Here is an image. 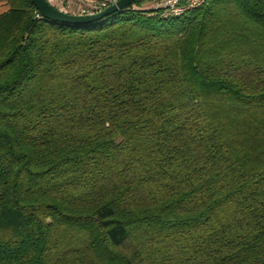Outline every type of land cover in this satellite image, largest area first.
I'll use <instances>...</instances> for the list:
<instances>
[{"label": "trees", "instance_id": "1", "mask_svg": "<svg viewBox=\"0 0 264 264\" xmlns=\"http://www.w3.org/2000/svg\"><path fill=\"white\" fill-rule=\"evenodd\" d=\"M5 1L0 264H264V0Z\"/></svg>", "mask_w": 264, "mask_h": 264}, {"label": "built area", "instance_id": "2", "mask_svg": "<svg viewBox=\"0 0 264 264\" xmlns=\"http://www.w3.org/2000/svg\"><path fill=\"white\" fill-rule=\"evenodd\" d=\"M57 9L75 15H93L118 0H46ZM205 0H158L155 9H161L164 16L180 14L189 8L200 6ZM57 4V5H55ZM40 14L38 13L37 16ZM41 16V15H40Z\"/></svg>", "mask_w": 264, "mask_h": 264}, {"label": "water", "instance_id": "3", "mask_svg": "<svg viewBox=\"0 0 264 264\" xmlns=\"http://www.w3.org/2000/svg\"><path fill=\"white\" fill-rule=\"evenodd\" d=\"M41 17L67 24L84 25L100 20L101 18L111 15L115 12H120L130 5H133L136 0H118L116 3L106 7L104 10L93 15H75L63 12L56 7L48 4L46 0H31Z\"/></svg>", "mask_w": 264, "mask_h": 264}, {"label": "rangeland", "instance_id": "4", "mask_svg": "<svg viewBox=\"0 0 264 264\" xmlns=\"http://www.w3.org/2000/svg\"><path fill=\"white\" fill-rule=\"evenodd\" d=\"M57 5V4H55ZM133 7L135 9H145V10H149V9H153L154 7V2H147V3H144V4H141V5H137V4H133Z\"/></svg>", "mask_w": 264, "mask_h": 264}, {"label": "crops", "instance_id": "5", "mask_svg": "<svg viewBox=\"0 0 264 264\" xmlns=\"http://www.w3.org/2000/svg\"><path fill=\"white\" fill-rule=\"evenodd\" d=\"M6 1L0 0V13L3 12L6 9Z\"/></svg>", "mask_w": 264, "mask_h": 264}]
</instances>
